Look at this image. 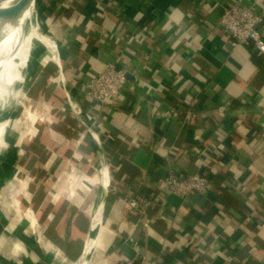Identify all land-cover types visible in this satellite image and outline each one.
<instances>
[{"label":"crops","instance_id":"crops-1","mask_svg":"<svg viewBox=\"0 0 264 264\" xmlns=\"http://www.w3.org/2000/svg\"><path fill=\"white\" fill-rule=\"evenodd\" d=\"M233 1L48 3L51 12L63 21L57 30L64 72L106 144L112 181L123 184L130 198L139 188L156 199L154 207L137 212L127 206L124 196L109 198L94 260L87 256L84 264H166L168 254L174 257L171 264H264V220L259 222L264 216V199L241 205L223 189V175L209 193H190L185 198L169 193L161 182L169 167L188 173L212 168V172L227 169L229 182L237 185L247 179L256 163L264 165V55L243 44L233 46L221 27L224 8ZM245 3L264 10V0ZM261 30L264 35V22ZM114 60L132 74L128 80L132 88L113 104L95 107L85 98L83 84ZM154 104L164 109L179 107L184 119H158L153 115ZM186 111L190 112L187 116ZM144 116L148 125L139 120ZM216 131L225 133L221 153L213 143L217 142ZM80 139L86 143L83 149L93 154L84 153L83 160L73 167L74 174L59 179L63 183L46 201L48 211L42 225L35 223L38 207L24 209L20 200H15L23 193L31 205H36L30 178H24L22 187L13 193L0 192L7 204L17 206L9 212L0 202V213L8 226L0 234V239L4 237L5 248L0 249L3 264H64L80 255L94 207L102 195L101 182L89 179L101 172L96 147L87 137ZM67 147L51 144L46 169L64 163L63 157L68 156L62 155ZM89 163L96 165V174L84 175L79 170ZM75 174L80 175L78 183L92 186L93 197L79 184L74 192L69 190ZM241 190L245 195L252 192L244 185ZM32 217L34 220H29ZM247 217L253 221L249 223L252 234L240 226ZM21 227L26 239L15 235ZM10 241L19 246H11ZM254 244L260 246L258 253L246 257V248Z\"/></svg>","mask_w":264,"mask_h":264},{"label":"rangeland","instance_id":"rangeland-1","mask_svg":"<svg viewBox=\"0 0 264 264\" xmlns=\"http://www.w3.org/2000/svg\"><path fill=\"white\" fill-rule=\"evenodd\" d=\"M39 1L41 3L42 12L44 13L46 21L48 22L51 19L53 20L52 24L50 23L49 26L55 37H57L56 39L58 41L59 48H61V44L59 43L60 41L58 40L60 38V34L57 28L59 27V21H63L57 13L53 11L51 12L49 9L50 6L48 3H50L51 0ZM34 62L35 70L32 73L33 77L29 75L30 77H28V83L24 88L26 96H22V101H24V103L27 101L25 104L27 108H25L26 106L23 105V103H19L16 108L12 107L8 112H6V114L2 115L4 121L9 122L7 123L9 132L6 131V133L8 132L6 145L4 144L2 147L0 146V192L6 190L13 193L22 187L21 184L25 181L24 178H30V191L34 194V203H36V205H31L26 197H24L22 191V194L19 193L15 196V200H20L24 209H28L29 207L35 209L38 207V216L36 215L37 221L35 223L40 226V224L42 225L44 223V214L48 211L46 208L48 202L46 203V201H49L52 194L55 195V193L60 191V185L63 181L59 182V179L63 175L66 176L67 174L72 173L74 170L73 167H77L83 160L82 155L84 153L85 155H91L93 152L92 150H88V148L83 149L82 145L86 146V143L80 139V136L83 132L82 129L85 128L80 125L75 116L70 112L62 90L55 80H52L55 78L56 74V71H54L55 65L53 63L42 65L36 59H34ZM30 117H36V120L32 125L30 123ZM49 118L52 120L51 123L48 121ZM64 118H66V120ZM33 127L35 129L37 128L36 131H39L37 134L32 133L34 129ZM51 131H53V134L50 133ZM51 144L68 145V151L62 155L68 156V162L67 159L63 157L64 163H55L56 165H54L52 170L50 168L46 169L45 166V159H49L53 151H51L50 148ZM78 145H80L79 148ZM60 158L61 157L58 159ZM79 170L84 175H92L98 172L96 165L92 167L91 163L83 166V168L79 167ZM73 174L74 172L72 175ZM75 175H77L78 178L80 177L79 174ZM78 178L77 180H79ZM89 179L95 183H98L99 181L102 183V169L99 177ZM78 184L82 191L88 190L89 195L93 197V191L90 189L92 187L91 185L80 184L77 181V185ZM103 185L104 183H102V186ZM25 187L27 186L25 185ZM4 196L5 195L0 193V202H3L6 207H8L9 212L14 211V209H12V211L10 210V206H15L17 209V206L11 201V203L7 204V199ZM88 202L89 200L86 203ZM97 203L94 207V211L97 209ZM29 220L33 221L34 217ZM5 224H7V220L4 218V215L0 213V234L7 231L8 226ZM11 228L12 227H9V229ZM15 235L23 239L27 238L25 236V228L22 227L16 230ZM1 240L3 241L4 237L0 239V249L4 246ZM90 253L91 252L88 253V256ZM68 260H66L64 264Z\"/></svg>","mask_w":264,"mask_h":264},{"label":"built area","instance_id":"built-area-1","mask_svg":"<svg viewBox=\"0 0 264 264\" xmlns=\"http://www.w3.org/2000/svg\"><path fill=\"white\" fill-rule=\"evenodd\" d=\"M263 22L264 10H257L253 5H247L245 0H234L231 5L224 8L220 18V25L228 33L233 46L243 44L252 48L256 53L264 55V35L261 30ZM119 63L118 60L106 63L101 71L93 74L84 82V96L94 103L95 107L113 104L132 88L125 75V69ZM152 109L153 115L167 122L180 117L184 119L185 116L179 107L164 109L154 104ZM188 111L185 113L186 116L190 113ZM213 148L210 151H213ZM217 150L219 149L215 148V151ZM161 182L169 193L182 198L190 193L207 194L215 187L208 172L188 173L175 167H169L163 173ZM132 193L131 196L134 199L132 206L144 210L156 205L153 195H146L139 188ZM150 264L159 263L152 261Z\"/></svg>","mask_w":264,"mask_h":264},{"label":"bare ground","instance_id":"bare-ground-1","mask_svg":"<svg viewBox=\"0 0 264 264\" xmlns=\"http://www.w3.org/2000/svg\"><path fill=\"white\" fill-rule=\"evenodd\" d=\"M17 1L19 0H0V6L8 7V6L15 4ZM37 11H38L37 2L32 1V3L27 7V9L20 15V17L17 20L10 21V22H2L0 20V146L1 147L4 144L6 145L7 138H6L5 131H8L7 123H9L8 121H4V119L2 118V115L6 114V112H8L12 107L16 108L17 104L19 103H23V105L27 103V101L25 103L24 101H22V96L25 95L24 88L26 84L28 83V77L32 76V73L35 70V67H34L35 58H32L33 55L31 53L36 43L42 44L43 47H45L48 50V52H44L39 56L41 63L46 64L50 60H54L58 62V58H57V54L55 50L57 43L54 39H52V37L50 38L49 35L45 34L42 31L40 21L39 19L37 20V16H36ZM25 108H27V106ZM66 118H69V117H66ZM66 118L64 119L66 120ZM35 120H36V117H30L31 125L35 122ZM32 133H36L35 128L33 129ZM107 171H108L107 165L106 163H103L102 173H103L104 181L102 180V183H104L103 186L105 188L108 182V172ZM102 183H101V186H102ZM105 208H106V205L104 203L103 196L100 195V198L97 203V209L95 211L93 210L94 214L92 215L91 222L89 225L90 236L87 238V241H86V247L84 250L85 257L82 258L77 263L69 259L65 264H84L86 262L88 253L89 252L92 253L95 248L96 240L101 230ZM12 209H14V211L17 210L15 206L14 207L10 206L11 211ZM98 216H99V225L96 228L97 222H98L96 220ZM9 244L14 247L19 246L17 243H12L11 241L9 242ZM4 248L5 247L3 246L2 249ZM55 255H57L56 252H55ZM0 264H3L2 259H0ZM87 264H91V262L89 261Z\"/></svg>","mask_w":264,"mask_h":264},{"label":"water","instance_id":"water-1","mask_svg":"<svg viewBox=\"0 0 264 264\" xmlns=\"http://www.w3.org/2000/svg\"><path fill=\"white\" fill-rule=\"evenodd\" d=\"M32 1L37 2L38 11H37L36 16H37V20L39 19V21H40L42 31L45 34L52 37V39H54L57 43V44L55 43L56 44L55 50H56L58 62H56L54 60H50L47 62V63H53L55 65L54 71H56V74H55V78L53 80H55V82L58 84V86L62 90L70 112L75 116L76 120L80 123V125L85 128V129H82L83 132L81 134L84 137H87L91 146H94L97 148V149L95 148V152L98 154V157H99L100 171L103 167V163H106V165H107L108 182H107L106 188L104 186H102V196H103L105 205H106L107 200L109 198L113 197L116 194H119L121 196H124L127 199V206L128 207H130L134 211L141 212L140 208L132 206V204H134V199L132 197L131 198L129 197V193L126 191L125 186L123 184L122 185L121 184H115L112 181V178H111L112 169H111V163H110L108 153H107L106 144H105L104 140L102 139L100 133L96 129L92 117L90 116V114L86 110L81 99L75 93V90L71 87V85H70V83L66 77V74H65L64 69H63L61 51L59 48L58 41L56 39L57 37H55L54 33L52 32V30L48 24V22L46 21V19L44 17V13L42 12L40 1L39 0H19L15 4L8 6V7H1L0 6V20L2 22H10V21L17 20L20 17V15L27 9V7L32 3ZM44 52H48V50L45 47H43L42 44L36 43L32 53H31L33 55L32 58H35L37 61L40 62L39 56ZM41 64L46 65L43 63H41ZM125 75H126L128 80L132 79L131 78L132 74L128 70H125ZM99 103H101V101H99ZM139 120L142 123H144L145 125L149 124L148 123V117H145V116L139 117ZM8 132L6 133V138H7ZM0 153H1V150H0ZM100 175H101V172H100ZM89 236H90V228H89L88 233L86 235L85 242H84L83 248L81 250V253L76 259L73 260V262L77 263L82 258L85 257L84 256V253H85L84 250L86 247L87 238ZM136 250L142 251V248L136 247ZM93 255H94V253L93 254L90 253L88 259L93 261L94 260Z\"/></svg>","mask_w":264,"mask_h":264},{"label":"trees","instance_id":"trees-1","mask_svg":"<svg viewBox=\"0 0 264 264\" xmlns=\"http://www.w3.org/2000/svg\"><path fill=\"white\" fill-rule=\"evenodd\" d=\"M51 24H52V22H51ZM48 121L51 122L52 121L51 118H49ZM179 121L181 122V120H176L175 122H179ZM37 132H39V131H37ZM224 137H225L224 132L216 131V137L215 138H216L217 142H213V143L220 148V150H219L220 152L225 147L224 146V141H225ZM205 170L211 176L213 183L215 181H220L221 180L220 177L223 175L222 177H223V179H225V180H223V185H222V187L224 186L223 189H226L227 191H229V194H231V196L234 199L239 200L240 201L239 203L241 205L244 203H247V201H249V200L253 201V200L258 199V200L262 201V199H264V179H263V177H264V165L256 163V165L253 168H250L249 175L247 176V179L243 182L238 183L237 185H233L236 182H234V183L229 182L230 177L226 173L227 169L215 171V172H212V168H205ZM77 178H78L77 175H75V177L71 180V182L69 184L70 185V188H69L70 191L76 190V187H77L76 182L78 181ZM243 185L252 190L250 195H245L244 192L241 190V187ZM262 214H264V213H262ZM224 216H226V215H224ZM262 220H264V216L259 220V222H262ZM220 222L223 224H226V221H220ZM252 222H251V219H249L247 217V219L245 218V222L240 223V226L242 229H244V231L246 233L252 234V231L254 230L253 227H252V229H249V226H251L249 223H252ZM259 247L256 248V245L254 244V245H251L248 248H246L247 252H249L246 255V257H250L253 254L258 253V251L260 249ZM173 259H174V257L171 254L166 255V259H165L166 264H171L173 262Z\"/></svg>","mask_w":264,"mask_h":264}]
</instances>
